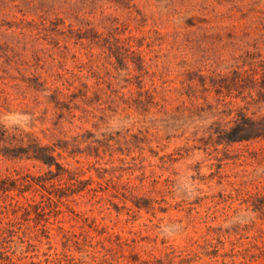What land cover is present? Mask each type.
I'll list each match as a JSON object with an SVG mask.
<instances>
[{"label": "rangeland", "instance_id": "rangeland-1", "mask_svg": "<svg viewBox=\"0 0 264 264\" xmlns=\"http://www.w3.org/2000/svg\"><path fill=\"white\" fill-rule=\"evenodd\" d=\"M6 176L18 264H264V0H0Z\"/></svg>", "mask_w": 264, "mask_h": 264}, {"label": "trees", "instance_id": "trees-1", "mask_svg": "<svg viewBox=\"0 0 264 264\" xmlns=\"http://www.w3.org/2000/svg\"><path fill=\"white\" fill-rule=\"evenodd\" d=\"M238 141L241 140L238 139ZM33 158L36 159L37 161L42 162L48 167L52 165V163H49L48 161L49 157H47V155L45 157H42V155L35 153V155H33ZM56 167L58 171L55 176L59 177L61 176V167L57 164ZM35 185H37V183ZM33 186L34 185L29 180H26L23 177L14 178V177L6 176L0 179V194L5 195V198L10 200L7 204L2 206L3 211L4 212L10 211L14 216H16L18 212L21 213L22 217L28 216L29 208L32 207L31 204H29L28 202L25 204H20L17 201H13L14 198L8 194L14 190H17L18 193L21 194ZM41 187L44 188L42 185ZM247 194H250L251 197H256V199L260 195L258 192L247 193ZM49 195L55 197V194L52 195L51 193H49ZM48 199H51V197H48ZM16 220L17 217H15V219H8L5 223L0 221V264H18L12 260V257L8 254V251L6 249L7 248L6 244L10 241L11 237L17 235V230H16L17 222H15ZM52 263H54V260L52 261ZM30 264H36V263L30 262Z\"/></svg>", "mask_w": 264, "mask_h": 264}]
</instances>
